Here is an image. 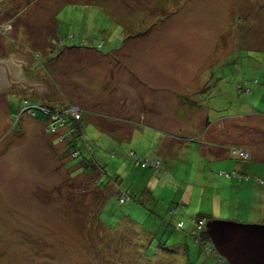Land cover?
Here are the masks:
<instances>
[{
	"label": "rangeland",
	"instance_id": "1",
	"mask_svg": "<svg viewBox=\"0 0 264 264\" xmlns=\"http://www.w3.org/2000/svg\"><path fill=\"white\" fill-rule=\"evenodd\" d=\"M12 52L51 95L0 93V264H225L195 241L196 219L264 226V0H0V58ZM130 72L179 94L208 80L215 141L164 143L179 94L146 91L165 107L144 123ZM30 98L48 118L80 109V134L47 130ZM125 119L120 140L96 126ZM130 184L134 201H115Z\"/></svg>",
	"mask_w": 264,
	"mask_h": 264
},
{
	"label": "crops",
	"instance_id": "2",
	"mask_svg": "<svg viewBox=\"0 0 264 264\" xmlns=\"http://www.w3.org/2000/svg\"><path fill=\"white\" fill-rule=\"evenodd\" d=\"M198 56L202 59L198 60L197 62L202 63L205 60L208 61L206 58L207 56H201V55H198ZM192 61H194V59ZM192 61L189 63H192ZM116 62H118V61H116ZM183 63H186V62H183ZM174 71L177 72L176 66H174L172 72H171V68H169V76L171 74H173ZM129 74L132 76V82H136L142 88V90H139L137 87L131 85L130 84V78H128V81H129L128 84L132 87H135V92H136L135 95L137 94V97L139 99L138 103L140 102L143 109H144V111L141 109H138L139 110L138 111V117H139L138 120L142 119V121L144 123L149 122L150 120H152V118H153V120H155L156 117L155 116L153 117V115L157 112V110H161L165 107L163 99H159L158 103H154L152 98L146 94V91L149 92V94H151L153 92H163L164 94L168 95L169 97H171V96L176 97L179 94L178 92L174 93L172 91L171 85H168V84H167V87H164L163 89H159V90H156L158 88H153V89L145 88V87H143L142 80L139 77L137 72H130V73H128V76H129ZM145 77H148V76L145 75ZM191 83H192V85L190 88L187 89L188 91L181 92L178 95V97L174 99V101H172L170 98L172 105L167 109L168 110L167 113L169 114V116L174 118V120H177L179 123H178L177 129L174 130L173 132H171V135L169 136L172 139L169 140V138H167L164 141V143L172 141L173 147H174L175 143H178L176 141L180 142L181 139L184 140L187 137H193V140L195 138L199 137V138H201L207 142L215 141V137L218 136V133H219V132L214 131V126L220 127V122L218 125L216 119L213 122L211 121V114L209 111H207L208 109H205V105L203 104L202 97L200 96L201 94L204 93V91L208 90V88H209V87H207L208 80L206 83L199 82L198 84H194V81H191ZM201 86H204L203 90L200 89ZM106 87H107L106 91H105L106 96H107L106 100H109L111 98V96L113 95V92H116L115 90H117V89L112 88L114 86L111 87L110 81L107 82ZM107 91H109V92H107ZM111 92H112V94H111ZM118 97H119V99H120V97H122V99H121L122 103L124 102L123 104H126L125 106H128L127 105L128 98H126V97L124 98V96L121 93L119 94ZM132 103H133V101L129 105H131ZM115 104H120V103L116 102ZM121 105H119V107ZM92 107H94V105H92ZM83 108H81V109H83ZM195 111L197 112L196 114L194 113ZM83 112L88 113L85 110H83ZM214 117L215 116L213 115V118ZM123 121H124V125L119 121H118V124H114V123L109 124V121H106V120L99 121V123H97V125L96 124L95 125L98 126L102 130V134L108 135L113 140H120L122 138V136L124 135V133L126 132L125 126H127L125 124L126 119ZM156 121H160V119L157 118ZM80 124H81V127H83V124H85L84 120L82 119V115H81ZM106 128L108 130H106ZM161 130H163V129H161ZM177 138H178V140H176ZM164 150H167V148H165ZM161 153H162V151L160 152V154ZM217 153H216V155H217ZM155 155H159V154L156 153ZM137 170L138 169H136V171ZM141 174H142V172H138L137 179H139ZM153 176L154 175L149 176V179L152 180ZM126 177H128V175L126 173H124V177L122 178L121 185H123L122 182L124 181V178H126ZM118 179H119V176H118ZM127 187H128V191H126L124 188H120V191L123 194L127 193L128 195H129V192L132 193V195L129 196V197H131V199L128 202L134 201L133 198H136L135 197L136 192L132 188L131 184L128 185ZM111 192L115 193L113 199L116 201L119 190L117 188H113ZM144 193H148V195L151 196L153 193V190L147 185L146 188L142 190L141 195H144ZM103 202H104V199H103Z\"/></svg>",
	"mask_w": 264,
	"mask_h": 264
},
{
	"label": "water",
	"instance_id": "3",
	"mask_svg": "<svg viewBox=\"0 0 264 264\" xmlns=\"http://www.w3.org/2000/svg\"><path fill=\"white\" fill-rule=\"evenodd\" d=\"M24 57L12 52L0 58V93L18 86L33 90L40 97L51 95L44 80L40 82L24 74L27 61ZM205 233L215 252L228 264H264L263 225L210 220L206 222Z\"/></svg>",
	"mask_w": 264,
	"mask_h": 264
},
{
	"label": "trees",
	"instance_id": "4",
	"mask_svg": "<svg viewBox=\"0 0 264 264\" xmlns=\"http://www.w3.org/2000/svg\"><path fill=\"white\" fill-rule=\"evenodd\" d=\"M254 80H258V79L253 78V79L250 80V83H254V82H253ZM254 84H255V83H254ZM245 87L248 88V87L245 85L244 82H240V83L237 84V89L240 90V91H243V92H244ZM13 88H15V87L13 86V87L10 88V89H13ZM10 89H9V90H10ZM248 89H249V88H248ZM249 90H250V89H249ZM33 98H36V97H33ZM30 99H32V98H30ZM40 103H41V102L37 101L36 99H32V101H31L30 103H29V99H27L26 102H25V100H24V104H25V105L29 104L27 108L32 109L33 112H34L33 114H34L35 116H37V114L39 113L40 115H42L43 118L48 119V115L46 114V112H43V110H41V109H36V108H38V107L41 106ZM69 109H70V107L67 108L66 110H63L61 113H59V112H55V111L52 110L51 113L54 114V115H58V117L64 121V127L67 128V129L69 130V132H71L72 134H73V133H76V134L78 135V134H80V132H81V126H80L81 124H80V121H78V120H80V117H81V115H82V112L80 111L81 113H80V115H79L78 120L76 121L75 118L72 117V116L70 115V111H69ZM50 116H51V115H50ZM49 119H50V117H49ZM73 121H74V122H73ZM73 128H74V129H73ZM71 154H73V152H72ZM131 155H133V154H131ZM141 164H142V162H139L138 165H141ZM88 173H90V172H88ZM116 188H117V187H116ZM117 189L120 191V188H119V187H118ZM121 196H122V198H123L122 201H120V199H119V200L117 199V201H118L120 204H123V203H125V202H128V201L131 199V198L128 196L127 193H124V194L121 195ZM196 221H197V219H196ZM195 228H196V226H195ZM197 233H198V234H197V236H196L195 238H199V239H195V240L198 241L199 244H200L202 247H205V250H208V251H209V249H208L206 246H208V244H209L210 242H209V238H208V236L206 235L205 231H204V230H201V232H197ZM186 260H187L186 262L188 263V259H186ZM218 262H219V263H221V262H225V264H228L225 260L220 259V258H219Z\"/></svg>",
	"mask_w": 264,
	"mask_h": 264
},
{
	"label": "built area",
	"instance_id": "5",
	"mask_svg": "<svg viewBox=\"0 0 264 264\" xmlns=\"http://www.w3.org/2000/svg\"><path fill=\"white\" fill-rule=\"evenodd\" d=\"M253 82L256 84V83H257V80H254ZM244 92L249 93L250 90H249L248 88L245 87ZM69 111H70V115H71L72 117H74L76 120H78V118H79V110H78L77 108H74V107H73V108H70ZM43 112H44V111H43ZM47 113H48V112H47ZM47 113H46V114H47ZM50 119H52V123H51V126L47 127V130L55 129V128H56L55 124H57V127H58V126H64V121H63L62 119H60V118L58 117V115H54V114H52L51 117H50ZM62 138H63V136H62ZM233 153H234L235 155L239 156V157H242V158H246V157H247V155H246L244 152H233ZM133 162H134L136 165L139 164V161L136 160V159H134ZM237 176H238V175H237ZM122 199H123V198H121L120 201H122ZM203 225H204V221H203V220H199V221H197V225H196V227H197L198 230H201L202 227H203Z\"/></svg>",
	"mask_w": 264,
	"mask_h": 264
},
{
	"label": "clouds",
	"instance_id": "6",
	"mask_svg": "<svg viewBox=\"0 0 264 264\" xmlns=\"http://www.w3.org/2000/svg\"><path fill=\"white\" fill-rule=\"evenodd\" d=\"M250 92H251V90H250ZM71 108V107H70ZM79 110V115H80V109H78ZM48 120H49V118H48ZM233 152H244V151H233ZM246 155H247V153L246 152H244ZM236 157H239V156H237V155H235ZM239 158H242V157H239ZM248 158V155H247V157L246 158H242V159H247ZM238 176H240V175H238ZM199 220H203L204 221V219H198L197 221H199ZM197 221H195L196 222V224H197ZM210 221V220H209ZM205 225H206V222L204 221V225H203V227H202V229L201 230H204L205 231ZM196 229V231L197 232H201V230H198L197 229V227L195 228ZM198 242V241H197ZM209 242H210V240H209ZM211 244V243H210ZM215 251V250H214ZM219 256V255H218ZM220 257V256H219ZM220 259H222L221 257H220Z\"/></svg>",
	"mask_w": 264,
	"mask_h": 264
}]
</instances>
